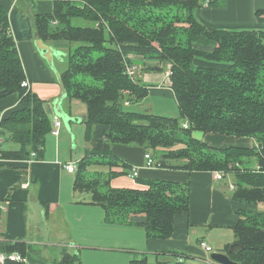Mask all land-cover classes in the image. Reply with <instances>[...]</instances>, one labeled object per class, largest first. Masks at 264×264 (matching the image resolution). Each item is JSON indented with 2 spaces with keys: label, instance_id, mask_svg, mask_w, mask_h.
I'll list each match as a JSON object with an SVG mask.
<instances>
[{
  "label": "trees",
  "instance_id": "16d2710c",
  "mask_svg": "<svg viewBox=\"0 0 264 264\" xmlns=\"http://www.w3.org/2000/svg\"><path fill=\"white\" fill-rule=\"evenodd\" d=\"M12 1L0 0V100L16 95L18 104L0 120V137L18 148L0 150V159L28 160L32 153L41 158L52 124L44 101L21 85L26 77L7 12ZM47 1L50 14L33 13L32 3L28 8L36 39L68 44L59 74L65 98L81 101L87 110L81 123L89 150L76 165L73 190L90 195L89 204L102 210L105 224L129 225L147 239L167 240L175 216L189 208L186 184L137 177L146 189L111 187L112 180L130 174L112 155L115 147L150 152L160 170L230 174L234 201L264 205V30L207 29L194 10L218 7V0ZM131 56L158 63L142 65L143 74L168 69L178 117L124 110L158 89L126 74V67L134 66ZM194 132L249 139L252 146L218 149ZM94 156L106 171H88ZM237 214L234 241L225 252L237 264H264V212ZM0 252L25 257L28 247L17 242ZM58 264H79V259L64 253Z\"/></svg>",
  "mask_w": 264,
  "mask_h": 264
},
{
  "label": "crops",
  "instance_id": "0c3cea01",
  "mask_svg": "<svg viewBox=\"0 0 264 264\" xmlns=\"http://www.w3.org/2000/svg\"><path fill=\"white\" fill-rule=\"evenodd\" d=\"M31 3L33 13L50 14L52 11L51 1L13 0L7 6V12L11 34L26 81L29 84L28 88L31 92L38 93V88L34 83L57 82V79L34 45L37 39L28 16L30 14L28 8ZM260 10H264V0H222L218 7L202 6L195 9L194 17L207 29L264 30V15L257 16L255 14ZM46 45L58 52L63 48H68L66 42H55L54 45L47 43ZM130 59L140 63L141 66L138 65L140 67L142 65L145 67L158 66L156 62L146 61L144 63L139 57L131 56ZM134 67L138 68L137 65ZM60 72L59 70L58 74ZM166 72L162 86L158 82L142 80L143 76L142 79H139L144 84L156 85L158 89L154 91L162 92L164 89L163 92L172 97L168 91V69ZM144 75H151V73ZM64 100L61 107L70 118L67 108L63 106ZM17 104L16 95L1 99L0 120ZM53 104L50 107L48 101H44L46 114L51 113L47 112L50 108L53 111ZM52 115L57 117L54 111ZM83 118H79L80 121ZM76 119L78 120V118ZM0 138V150H16L18 148L15 146L13 149H4L2 144L5 141L3 137ZM244 140L246 141L228 136L207 134L204 136L203 142L218 149L231 146L250 148L251 140ZM244 143L247 145L241 146ZM144 153L150 152L133 147L112 149V155L127 165L128 168L125 171L128 173L132 169H138L137 177L141 180H160L188 185L189 208L187 213L175 216L173 234L167 240L147 239L144 231L140 228H137L140 231H133L131 235L134 237L132 241L128 242V249L123 248L124 250H122L131 254V258L123 264L143 260L151 263L156 258L159 261H170L173 258L172 255L188 257L190 264H203L211 253L200 248V242L209 246L212 253L227 254L225 246L234 241L232 227L237 223V213L241 211L250 214L264 212L263 204H242L231 198L233 190H230V186L234 187V178L230 174L223 175L221 180H215L213 172L189 173L146 169L143 167ZM69 163L72 162L62 160L60 146H56L52 152L46 145L41 158H37V156L31 158L30 155L28 160L0 159V247L17 242L25 243L28 247L25 256L27 262L29 264H44L39 258L42 256L30 257L32 245L56 248L68 245V248L72 250V252H66L68 254L74 255L73 251L78 250L79 255H82L84 253L82 250L86 251L82 258L78 257L79 264H94V257H92L94 256V247L86 243L85 236L93 233L96 228L97 237L105 238L108 243L114 235L116 225L104 223L102 211L99 214L100 208L89 204L90 197L88 200L77 199V196L82 193L73 190L74 174H69L64 169V165ZM250 166L252 169H257L255 168L256 164L250 163ZM113 171L120 172L122 169L114 168ZM110 185L113 188L146 189L145 186L137 182L136 178H130L128 175L115 178L110 182ZM93 212H96V217H93ZM79 214H86V216L78 218ZM67 219L69 223L66 222ZM40 224L42 225L40 226ZM218 246H221L220 250ZM102 247L97 246L96 248L102 249ZM106 249L113 250L111 247H106Z\"/></svg>",
  "mask_w": 264,
  "mask_h": 264
},
{
  "label": "rangeland",
  "instance_id": "374dc122",
  "mask_svg": "<svg viewBox=\"0 0 264 264\" xmlns=\"http://www.w3.org/2000/svg\"><path fill=\"white\" fill-rule=\"evenodd\" d=\"M219 3L222 0H218ZM205 7L207 5H204ZM26 8V7H25ZM29 10V9H28ZM50 44H55V42H52ZM69 47V46H68ZM66 49H61L60 54L61 58L53 59V68L49 67L50 71L54 73L56 76V73L62 71L65 68V60H66ZM134 65H137V69L135 72V79H143L145 81L149 82H158L160 85L164 82L167 68H164V71L162 73H151V75H144L143 72L140 70V63L133 61ZM140 65V66H138ZM150 74V73H149ZM165 75V76H164ZM165 77V78H164ZM35 86L38 88V93L35 91H32V93H35L38 98H40L42 101H48V104L50 107H52L53 102L57 99V97L60 95V87L57 84L56 81H44V82H36L34 83ZM162 86V85H161ZM164 91V89H163ZM160 91H154L153 93H149L141 102L139 103H133L129 106L125 107L124 110L126 112H135V113H151L158 116L163 117H169V118H176L178 117V109L175 103V100L173 97H170L167 93ZM65 108L68 110V114L70 116L71 122L69 123L68 127L64 125V123L61 121V128L58 132V135L49 134L46 138V147L48 149H51L53 152L56 148V146L61 147V155L62 160L71 161L74 164H78L86 154V152L89 150V145L86 142V132L87 128L86 126L81 123L80 119L82 117H85L86 115V106L79 100H69L68 98L64 100ZM51 110V111H50ZM47 112H51L48 117L51 120L53 117V111L52 108L48 109ZM78 118L77 122H74L73 120ZM80 118V119H79ZM193 136L197 139L204 140V136L199 132H194ZM249 140V139H247ZM243 141H246L243 139ZM252 142V141H251ZM207 144V143H206ZM247 144L244 143L246 146ZM17 147V145L5 141L2 144V147L4 149H13L14 147ZM92 159L91 164L92 165L88 171L95 172V171H106V168L96 166V164L100 163L101 158L99 156L91 157ZM102 161V160H101ZM120 189V188H119ZM129 189V188H128ZM90 195L87 193H82L77 196V199H89ZM101 209L99 210V214H101ZM103 215V212H102ZM86 216L83 214H79L78 218ZM96 212H93V217H96ZM66 222L69 223V220L67 219ZM42 224H40L41 226ZM69 226V224H67ZM114 230V235L110 242L107 243L108 240L105 238H98L96 234V228H94V232L90 233V235L85 236L87 242L90 245L94 247V264H123L126 263L129 258H131V254L128 252H124L123 248L128 249V242L133 240V235L131 233L133 231H140L135 227L129 226V225H116ZM32 231V230H31ZM66 231V230H65ZM76 235V234H73ZM72 235V236H73ZM38 239V238H36ZM102 247V249H97L96 247ZM111 247L113 250L106 249ZM96 248V249H95ZM219 250L221 249V246L219 247ZM84 253L86 251L82 250ZM127 251V250H126ZM66 252H72L70 248H68V245L64 247H42L38 245H32V249L30 251V257L36 258V255H40L42 257H39L40 260L44 264H58L60 261L62 255ZM73 253H75L78 257L82 258L84 256V253L82 255H79L78 250H74ZM171 258V257H170ZM55 260V261H54ZM81 261V260H80Z\"/></svg>",
  "mask_w": 264,
  "mask_h": 264
},
{
  "label": "built area",
  "instance_id": "2783aa9c",
  "mask_svg": "<svg viewBox=\"0 0 264 264\" xmlns=\"http://www.w3.org/2000/svg\"><path fill=\"white\" fill-rule=\"evenodd\" d=\"M135 71H136V67H134V66L126 67V74L130 78L134 76ZM21 85H22V87H26V88H28V86H29V84L26 80L23 81ZM51 124H52V133L51 134H54L57 136L61 122L57 117H53V119L51 120ZM0 142H1V138H0ZM35 157H36L35 153H32L31 158H35ZM143 159H144V164H143L144 168H146V169H157L155 167L154 159L152 158L150 153H144ZM64 169L69 174H75L76 165L73 163H69V164L64 165ZM128 176L130 178H133V179L137 178L138 169H132ZM222 176L223 175L219 172H213V178L215 180H221ZM232 189H233V187L230 186V190H232ZM199 247L204 249V251L207 253H212V249L209 246H207L204 242H200ZM8 263L29 264L25 257H23L17 253L6 254L3 252H0V264H8ZM147 264H190V263H189L188 258H186L185 256L183 257L182 255H178L176 257L171 258L170 261H154V262L147 263ZM203 264H217V263L213 262L210 258H208L207 261Z\"/></svg>",
  "mask_w": 264,
  "mask_h": 264
},
{
  "label": "water",
  "instance_id": "95a60500",
  "mask_svg": "<svg viewBox=\"0 0 264 264\" xmlns=\"http://www.w3.org/2000/svg\"><path fill=\"white\" fill-rule=\"evenodd\" d=\"M34 45H35L36 50L39 53V55L42 57V59L45 60L47 65L51 68H53V59L54 58H57V59L61 58L60 52L55 51L53 48L44 44L40 40H36L34 42ZM56 79H57V82H58V85L60 87L61 92L53 104V111L57 117L61 118L64 125L68 126L69 122H71V119L63 112L62 107H61V103L66 97V91L63 88V85L61 83V79H60V76L58 73H56ZM73 121L77 122L78 120L74 119ZM209 258L217 264H237V263L233 262L232 260H230V258L228 257L227 254H223V253L213 252L210 254Z\"/></svg>",
  "mask_w": 264,
  "mask_h": 264
}]
</instances>
